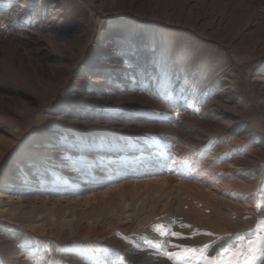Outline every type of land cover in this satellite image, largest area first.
Here are the masks:
<instances>
[{
  "label": "bare ground",
  "instance_id": "1",
  "mask_svg": "<svg viewBox=\"0 0 264 264\" xmlns=\"http://www.w3.org/2000/svg\"><path fill=\"white\" fill-rule=\"evenodd\" d=\"M102 2L90 0L93 10L89 18L82 13L84 18L81 24L75 23L70 29H65L66 8L56 0H0V44H14L18 51H24V54L17 51L18 56L22 60L33 61L36 79L39 75L40 79L56 81L58 86L60 80L79 63L78 54L85 52L86 46L92 43L93 55L84 64V74L89 76L91 84L100 89L107 100L137 99L156 108L160 107L159 103H167L166 110L171 114L166 116V124L163 123L158 130L163 136L161 144L166 149H162L158 143L160 148L156 140H150V135L146 137L139 130H133L137 133L129 135L124 143L107 140L102 134L80 131L84 137L72 138L69 134L73 129L72 122L68 125L57 123L58 126H52L53 130L47 131L49 137L39 135L36 138L43 144L25 151L30 157L29 162H33L31 166L20 164L21 171L17 174H13L15 165L8 166L4 175L0 176V189L14 191L12 197L5 198L0 190V220H7L5 216L8 213L17 215L12 210L14 205L28 211L31 216L36 215L38 220L43 219L42 215L39 216L43 207L38 208L37 203L43 201L42 195L46 193L48 196L44 202L49 204V208L44 207V210L51 212V233L68 231L70 235L77 233L83 237L95 236L103 242H115L111 231L135 230L129 218L160 212L159 207L153 208L151 201L173 188L176 191L197 192L244 215L254 213L244 198L252 201L260 185L262 174L259 158L263 154L259 149L246 150L255 132L252 126L247 129L243 127L239 137L226 143L230 130L239 127V121L234 120L231 114L234 112L243 116L251 111L250 106L242 105L237 100L241 94L232 66L227 61L226 65L219 61L209 63L216 71L209 75L204 84L197 79L196 73L192 81L186 79L189 70L186 66L179 65L182 75L170 76L171 66L156 60L157 53L162 54L163 49H155L146 40L147 34H152L154 39L161 41L162 35L154 30L156 25L119 21L116 26H102L96 31L90 21L93 17L99 19L95 4L99 7ZM230 19L226 14L215 13L208 21L204 13L191 18L190 25L195 31L213 36L223 34ZM50 49L64 53L51 66L44 63L49 62ZM260 50H264V45ZM156 66L165 70L163 77L156 78ZM203 66H206L205 63ZM160 70L157 72L160 73ZM244 77L253 90L264 98V68L253 74L246 73ZM171 89L175 95L173 102H168L166 96L170 95ZM186 105L189 109L183 112ZM197 107L201 110L199 114L205 115V120L193 116V109ZM134 114L126 109L119 116L123 124L113 122L112 125L139 127L131 120ZM102 115H106L105 112ZM57 120L66 121L63 118ZM99 122L103 123V119H99ZM109 124L105 122L106 126ZM9 126L0 127V162L7 157L2 156L4 150L14 152L19 147L15 126ZM64 128L68 129L66 133L61 132ZM153 128L151 126L148 130ZM109 181L111 183L105 194L95 193L84 197L83 191L93 190L95 186L100 188ZM64 183L71 189L76 188L75 192L79 193L76 200L70 201L71 195L65 198L66 201H56L60 195L58 187ZM38 184L43 194L32 198L29 193H34ZM46 186L52 189L47 191ZM148 188L149 192L145 193ZM100 202L104 209L100 208ZM96 210L100 211L101 217H96L97 213L94 215ZM57 214H62V217H57ZM33 229L46 236L49 228L45 223H39ZM3 231L0 224V238L4 236ZM3 239V245L9 241L6 236ZM124 250L128 260L139 258L133 248L125 247ZM10 255L13 257V253ZM16 257L17 261L12 260L10 264L37 263H31L23 255ZM104 257L101 260L110 262L117 256L108 253Z\"/></svg>",
  "mask_w": 264,
  "mask_h": 264
},
{
  "label": "rangeland",
  "instance_id": "2",
  "mask_svg": "<svg viewBox=\"0 0 264 264\" xmlns=\"http://www.w3.org/2000/svg\"><path fill=\"white\" fill-rule=\"evenodd\" d=\"M56 1L66 8L67 21L63 25L65 29H70L75 23L81 24L84 16L89 18L90 11L93 10L89 4L90 0ZM95 7L99 11V19L93 17L90 22L96 31L102 26L113 24L116 26L119 21L155 24L154 30L162 35L161 41L154 39L152 34H147L146 40L155 49H163L162 54L157 53L156 60L160 64L171 66L168 73L170 76L182 75L183 71L179 65L186 66L189 69L186 79L192 81L193 74L196 73L197 79L199 78L204 84L209 75L216 71L209 63L219 61L226 65L227 61L232 66L241 94L238 95L237 100H240L242 105L250 106L251 111L243 116L234 112L231 114L234 120L239 121V127L230 130V137L227 138L226 143L239 137L243 127L247 129L252 126L255 127V132L246 150L259 149L263 154L262 158H259V169L262 174L260 185L257 186L252 201L248 197L244 198L254 213L244 215L226 205L217 204L213 199H208L197 192L167 189L163 196L158 197L159 199L154 197L151 201L153 208L159 207L160 212L153 211L138 217L131 216L129 220L135 225V230L111 231L110 234L116 241L103 242L95 236L83 237L77 233L70 235L68 231L51 233L49 231L51 212L44 210V207L49 208V204L44 202L48 195L46 193L42 195V187L38 184L34 193L29 194L32 198L42 195L43 201H38L37 207H43L39 214L43 219L38 220L36 215L31 216L28 211L19 209L18 205L11 208L17 212V215L8 213L5 216L8 221L0 220L4 228V236L9 238L4 245L2 242L4 236L0 238V264H10L12 260L16 262L17 255H23V258L31 263L36 261V264H204L201 257L207 255L216 258L218 264H223L222 253L229 246L235 245L237 240L246 246L250 240L264 236V223H262L264 221V98L257 90H253L249 81L245 79L246 76L244 77L246 73L253 74L264 68V50H260L264 45V0H103L99 7L96 4ZM82 13L86 15L83 16ZM204 13L208 21L215 13L226 14L231 18L230 25L224 27L223 34L213 36L203 34L200 30L195 31L190 25V20ZM14 46L5 42L0 44V127L10 128V124L13 125L12 127L15 126L19 147L14 152L13 150L2 152V156L7 157L0 162V176L4 175L8 166L15 165L13 174L21 171L20 164L31 166L33 162H29L30 157L25 151L28 152L29 148L43 144L41 141H36V138H39V135L49 137L47 131L53 130L51 127L58 126L57 123L68 125L72 122L73 129L69 132L72 138H81L83 135L79 133L80 131L87 134H102L107 140L114 139L125 143L129 135L139 130L146 137L150 135L148 138L156 140L157 145L161 144L160 140L163 136L158 130L161 125L166 124L164 120L171 114L166 110L167 103L158 102L160 107L156 108L145 105L137 99L107 100L100 89L91 84L89 76L84 74V64L93 55L92 43L86 46L85 52L78 54L79 63L71 73H67L60 80L58 86L56 81L40 79L39 75L36 79L33 61L20 59L18 53L25 52L18 51ZM48 54L49 62L44 63L51 66L64 53L50 49ZM158 67L153 69L156 78L163 77L166 73ZM158 70L161 72L158 73ZM174 95L171 89L170 97L166 96L168 102H173ZM126 109L135 113L131 116V120L139 127L123 128L120 125H112L113 122L123 124L119 121V116ZM188 109L186 105L183 112ZM194 109L193 116L203 118L201 120L206 119L205 115L199 114L200 108ZM76 111L78 113L73 114ZM103 112L106 115H102ZM57 118L66 121L60 122ZM101 118L103 123L99 122ZM105 122L110 124L106 126ZM151 126L155 128L148 130ZM67 130L64 128L61 132L66 133ZM160 146L162 149L165 147L162 144ZM6 177L8 176L4 178ZM110 183L109 181L100 188L95 186L93 190H85L83 195L87 197L95 193L105 194ZM46 187L47 191L52 189ZM164 187L168 186L164 185ZM58 188L60 195H56V201H66L65 198H70L71 195L70 201L77 199L79 193L75 192L76 188L71 189L65 183ZM149 189H146L145 193H148ZM0 190L4 192L5 198L14 195V191H7L4 188ZM233 196L232 194L231 197ZM61 198L63 199L60 200ZM101 205L100 202V208L104 209L105 207ZM94 215L101 217L99 210L94 211ZM57 217H62V214H57ZM39 223H45L47 229L49 228L46 236L40 234L39 230L33 229V226ZM171 233L177 235L173 236ZM125 247L133 248L139 258L128 260L124 254ZM186 248L196 251L181 255L176 261L169 260L165 256L166 252L173 255L183 254ZM10 253H13V257ZM108 253L116 255V259L110 262L101 260Z\"/></svg>",
  "mask_w": 264,
  "mask_h": 264
},
{
  "label": "snow or ice",
  "instance_id": "3",
  "mask_svg": "<svg viewBox=\"0 0 264 264\" xmlns=\"http://www.w3.org/2000/svg\"><path fill=\"white\" fill-rule=\"evenodd\" d=\"M264 223V221H262ZM176 236L177 234L171 233ZM209 235H211L209 233ZM179 238V237H177ZM195 249L184 250V253H176L175 255L166 252L167 259L176 261L181 255H186L190 252H195ZM207 251V249H205ZM223 264H261L264 262V236H258L253 240H250L247 245L237 240L235 245L229 246L225 252L222 253ZM204 264H218L216 258L209 257L207 255L201 257Z\"/></svg>",
  "mask_w": 264,
  "mask_h": 264
}]
</instances>
